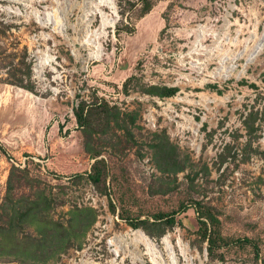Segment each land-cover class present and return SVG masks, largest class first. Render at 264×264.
I'll list each match as a JSON object with an SVG mask.
<instances>
[{"label":"rangeland","instance_id":"374dc122","mask_svg":"<svg viewBox=\"0 0 264 264\" xmlns=\"http://www.w3.org/2000/svg\"><path fill=\"white\" fill-rule=\"evenodd\" d=\"M129 1L0 0V264H264V0Z\"/></svg>","mask_w":264,"mask_h":264},{"label":"trees","instance_id":"16d2710c","mask_svg":"<svg viewBox=\"0 0 264 264\" xmlns=\"http://www.w3.org/2000/svg\"><path fill=\"white\" fill-rule=\"evenodd\" d=\"M120 1V3L122 1L126 2V5L129 6L128 9L133 7L132 2H130L129 0H118ZM141 2V16L145 15L147 13H149L155 3V1L157 0H139ZM210 2H213L215 0H208ZM125 10V9H124ZM122 15V14H121ZM22 75L19 74V76L17 75H11L12 79L14 83H16L18 86L26 89V90H30L32 91L33 89V85H32V80H31V71H30V67L29 66H24V70L22 71ZM136 80L135 76H132L130 78H128L125 82H124V91L127 93L129 90V87L131 86V84L133 83V81ZM214 88V87H213ZM142 92L152 95V96H157L159 98H167V97H172L176 94L177 92V88H168V87H161V86H149V87H145L142 88ZM84 112V106L83 104L77 108V110L75 111V117L77 120V123L80 126H84L86 121H87V116H84L83 114ZM100 115L104 114V115H111L114 118V121L116 123V125L120 128L123 129L125 126H123V123H120L121 121H123V118L120 117V114L117 111H114L112 109H110L108 107V105H103L100 107ZM89 115H93V113L90 112ZM119 118H120V122H119ZM128 131V130H127ZM159 151H161V149H159ZM160 156V154H158V157ZM104 163V162H103ZM102 162H96V164L93 165L92 167V171L91 173L87 174V178L88 180L96 187H99V185L104 184V176H105V170H106V165L102 164ZM101 165V166H100ZM13 170H15V168H13ZM13 174V173H12ZM11 177L12 175H10L9 180H8V192L11 188ZM198 206L200 208H203V210H200L199 213V234L201 239L206 242L207 244V252L208 255L210 257H213L215 254V250L218 249L220 247V244L225 242L224 239L221 238L219 232L217 231V228H219V220L215 217V215L211 212V209L205 208L204 206H201L200 204H198ZM94 215L89 213L86 216V226L91 223V221L94 219ZM155 223H157V221H165L164 224L167 225L168 227H173L175 224V219L174 216L172 215H168V214H159L155 216ZM128 225L131 226L134 229H137L140 226H146L148 224V221L143 220H128L127 221ZM150 225V224H149Z\"/></svg>","mask_w":264,"mask_h":264}]
</instances>
